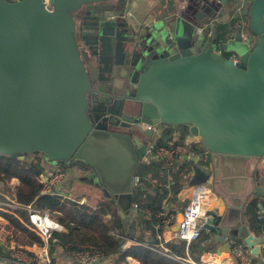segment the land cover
I'll list each match as a JSON object with an SVG mask.
<instances>
[{"label":"water","instance_id":"95a60500","mask_svg":"<svg viewBox=\"0 0 264 264\" xmlns=\"http://www.w3.org/2000/svg\"><path fill=\"white\" fill-rule=\"evenodd\" d=\"M238 1L0 0V155H40L88 173L82 180L116 201L132 233L154 128L188 127L211 163L264 158V25L250 16L246 43L240 25L219 42L218 22ZM190 165L178 203L218 174L214 163ZM254 192L263 203L264 187ZM238 200H224L206 225L217 256L230 253L233 237L254 255L264 244L240 220Z\"/></svg>","mask_w":264,"mask_h":264},{"label":"trees","instance_id":"16d2710c","mask_svg":"<svg viewBox=\"0 0 264 264\" xmlns=\"http://www.w3.org/2000/svg\"><path fill=\"white\" fill-rule=\"evenodd\" d=\"M240 4V0L237 5ZM241 24V17L234 18L229 24H220L218 26L219 42H224L227 32ZM245 32L252 35L248 27ZM227 57L232 53H226ZM173 128H180L179 136L172 135ZM188 127L161 125L158 131L154 133L152 141L158 146L175 148L182 143L188 134ZM195 153L201 154V164L208 162L206 149L203 143L200 147L194 148ZM163 160V159H161ZM151 160L140 170L141 182L154 193L139 191L136 204H138L136 224L137 229L132 233V229L124 228L121 216L117 209V203L114 199H106L97 207L93 208L87 204L81 203L78 199L62 195L60 193L44 194V184L42 176L45 174L43 158L40 155H27L24 158L20 156L0 155V184L8 185L13 179L20 181L16 187L14 198L23 205H33L35 208L48 212L57 219L65 228V232H55L50 242V249L62 248L71 255H77L82 252L100 251L106 258L119 257L126 259L128 256L138 259L142 264H182L172 260L150 248L141 245L142 239L139 232L146 227H151L158 232H162L165 227L166 216H159L164 209L166 199L175 198L176 195L191 181L192 168L189 164H178L175 168L167 170L164 161ZM65 168V167H63ZM171 172V184L169 188L161 184H152L150 181L155 177H167ZM171 196V198H168ZM258 203L252 200L247 207V212L252 214L253 209L257 210ZM151 214L146 215L144 212ZM21 218L28 223V214L25 211H18ZM3 217L9 222L8 227L16 229L23 235V239L28 240V245H43L44 241L36 233L31 231L26 224L12 214L3 213ZM252 224H256L258 229L264 230V216H252ZM2 226H0V230ZM136 227V225H135ZM193 243L192 245L202 239ZM131 238L135 243L129 248H124L125 238ZM58 241V244L55 243ZM169 251L173 256L186 257V243L181 240H175L168 245ZM12 251L6 250V246L0 240V256L11 258ZM255 260L261 262V259L255 257Z\"/></svg>","mask_w":264,"mask_h":264},{"label":"crops","instance_id":"0c3cea01","mask_svg":"<svg viewBox=\"0 0 264 264\" xmlns=\"http://www.w3.org/2000/svg\"><path fill=\"white\" fill-rule=\"evenodd\" d=\"M246 1L248 3V0ZM81 20L82 17L79 16L78 17V21H80L79 23H81ZM232 20L233 19L231 18V13H229L228 11L227 14L218 22L219 23L218 26L220 24H229L232 22ZM94 23L95 22H91L90 19L88 21V27L85 29L86 34L93 42L95 41H94V36L92 34L95 33L94 32L95 29H91V26H93ZM81 24H80V29L82 30ZM81 30L79 33H81ZM179 130L180 128H173L172 135L174 136V138L175 136L177 137L179 136V132H178ZM191 138L194 139V136L191 135L190 131L188 130V134L183 139V141L189 140ZM201 144L202 141L200 138L194 139V142L192 143V146L190 148L191 153H194L196 156H200L201 154L195 153L193 149L200 147ZM44 161H43V166L45 168V174L42 176V182H44L47 177L51 176L49 173L46 172L45 163L47 166H51L52 164H49L48 162L46 161L44 162ZM150 161L151 160H147L145 164H148ZM161 161H164V165L167 168V170H171L175 168L178 164L187 163L190 165L191 162L199 164L205 170H211L213 169V163L217 164L215 170L218 169V174L216 176L213 174L210 181H208V183L211 184L214 193L211 197V201L209 202V215L217 216L218 214L224 213L225 211L224 200H226L228 197L238 198L239 200L237 204L242 208V215H241L242 218H240V220H242L245 223L249 232L253 234L255 237L264 236V230L261 231L258 229L256 224L254 223L252 224L253 215L254 216L258 215V217L264 216V202L261 203L260 197L257 196V194H255L254 192L257 186L264 187V158L249 159V160L244 158H228V160H213V163L208 161L206 163L201 164V159L198 161L196 160L185 161L180 156H176L170 163L167 162V160H161ZM143 166L141 167V169L143 168ZM52 167L56 168V170L62 169V166L60 165H55V166L52 165ZM191 172H192V176H194L195 171L193 168ZM70 177H72L71 173H70ZM138 179H139L138 184H141L143 186V189H145L143 192L147 191L150 192L151 194L154 193L152 190L147 188L144 185V183L141 182V176L139 174H138ZM171 179H172L171 172H168L166 178H164L163 176H159V177H155L154 180H151L150 182L154 185L161 184L166 188H169L171 184ZM19 183L20 181L18 179H13L11 182L8 183V185L5 186L9 189L11 198H14L15 190L16 187L19 185ZM189 183L190 182H188L184 186V188L178 193V195H176L175 198H171V196H169L168 198L171 199L165 200L164 203L165 211H162L159 214V216H166L165 227L162 230V232H158L157 228H155V230L151 227L144 228L139 232V236L142 239V242L139 244L144 245L150 248L151 250L153 249V251L160 253L166 257H169L172 260L182 264H236V262L231 258L230 253L225 254L224 256H217V250L221 248V244L211 243V240H213L215 237V233L209 230L205 232L204 236L200 241L192 245V247H194L193 251L191 250L190 245L189 246L186 245L185 247L186 257H178V256L175 257L169 251L168 245L173 241L177 240L175 238V232L178 230L180 223V216L183 217V212L185 210L190 195L188 194L187 198L183 200L181 203H178L177 200L179 198V195L188 189ZM92 187L95 188L96 190H101L91 185V190L85 191L84 193L81 194V203L87 204L88 206L95 208L99 205L98 202H94L93 200L91 201L90 204L88 200V198L90 197L89 196L90 193H91V199H94ZM56 190L58 193L62 195L71 197V195H69L66 192V189L64 188L61 190H58V188H56ZM1 193L4 196L9 197V195L4 194L3 192ZM104 196L106 195L104 194ZM106 199L109 198H105L103 201H105ZM253 199L257 201L258 208L257 210L253 209L251 214L247 212V207ZM117 209L121 216V220L124 228L127 230L129 229L131 230L132 223L129 221V218L127 216L125 217L123 216V214L120 212L119 206H117ZM136 210L138 213L139 210L138 209ZM3 213L5 212L0 211V226H2L1 228H3V226L9 223L3 217ZM144 213L146 215L151 214L149 211H145ZM16 217L19 218V220H21L24 224H26L25 221L21 218L19 213ZM135 225H136L135 229H137V224ZM159 235L161 236V238H159ZM234 238L238 239L239 241L245 242V240L241 237H234ZM55 243L58 244L57 240H55ZM134 243L135 241H133V239L127 237L125 238L124 248L127 249ZM30 249H31L30 252L31 256L30 255L29 256L34 260V264H56L55 262L59 259V255H58L59 253H63L64 255V258H61L62 263L60 264H77L76 255L75 254L71 255L65 252L60 247L51 250L50 245L47 248L46 245L43 243V245L40 246L35 244ZM255 257L261 259V262L255 260ZM251 259H252L251 260L252 263L264 264V244L259 246V253L257 255H254L252 253ZM105 263L106 264H142L138 259L133 258L131 256H128L126 259H120L119 257L107 258Z\"/></svg>","mask_w":264,"mask_h":264},{"label":"built area","instance_id":"2783aa9c","mask_svg":"<svg viewBox=\"0 0 264 264\" xmlns=\"http://www.w3.org/2000/svg\"><path fill=\"white\" fill-rule=\"evenodd\" d=\"M45 4L48 6L50 0H45ZM243 36L244 38L247 37L245 33ZM229 58L235 62L238 61V57L234 54ZM154 130L157 132L158 128H154ZM196 138L197 137H194V139ZM194 139L185 140L175 148L158 146L155 142H152L151 157L148 160L163 159L170 163L176 156H180L185 161H198L201 159V156H196L190 151ZM58 171L59 172L56 174L47 177L43 182L44 194L57 193L56 188L58 184L65 178V173L62 172V170ZM138 183L139 179L137 177L136 184ZM213 194L212 186L208 182L191 187L190 196L183 212L182 220L179 223L178 230L175 232V238L177 240H181L189 246L191 243L199 240L204 232L208 231L206 225L210 218L209 202ZM135 208L138 209V204H135ZM0 211L14 216L18 215V211L27 212L28 223H26V226L44 241L47 248L55 232L61 233L66 231V228L48 212L37 209L33 205H23L15 198L6 197L1 192ZM159 238H161L160 235ZM230 241V256L236 264H258L251 262L252 250L244 241H239L234 237L231 238ZM106 259L107 258L100 251H87L76 255L77 264H106ZM0 264H34V260L24 252H17L13 254L10 259L0 256Z\"/></svg>","mask_w":264,"mask_h":264},{"label":"rangeland","instance_id":"374dc122","mask_svg":"<svg viewBox=\"0 0 264 264\" xmlns=\"http://www.w3.org/2000/svg\"><path fill=\"white\" fill-rule=\"evenodd\" d=\"M247 6L248 8H246ZM251 6L253 7V10L251 12V15L247 16L246 12L249 11ZM236 7L237 8L239 7V8L236 9ZM234 11H235L234 13L240 15L241 17H245V20H244L246 23L245 25H249L250 16L253 19L261 20L264 25V0H248V3L246 0H240V4L235 6ZM244 33L239 32L237 36L243 43H246L247 39L244 38L243 36ZM245 35H247V33H245ZM233 52L234 51L230 49L229 53L235 54ZM42 158L44 161L45 160L44 157ZM218 159L228 160V157H223V158L220 157ZM52 165L55 166L54 164ZM52 165L47 166L45 163L46 172L49 173L50 175H54L57 172H59L58 170H56V168L52 167ZM63 167L65 166H62L61 170L62 172L65 173V178L61 181L60 184H58L57 186L58 190H61L64 188L66 189V192L69 195H71L73 199H78L81 201V194L84 193L85 191L91 190V185L88 182H85L84 180H82L83 177L88 176V173L82 172L78 170L77 168H70V167L63 168ZM70 173L72 174V177H70ZM72 183H75V184H72ZM107 186L111 187L113 186V184L110 182H107ZM0 192H3L4 194L9 195V197L11 196L9 189L5 186L0 185ZM93 194H94V199H91V193L89 195L90 197L88 198L90 204H91V201L93 200L94 202H98V204H100L105 198H107L106 196H104L102 190H96L95 188H93ZM181 220H182V217H180V221ZM0 238H1V242L6 246V250L13 252L12 255L17 252H24L27 255H30V252H31L30 248L34 246V245L29 246L27 243L28 240L23 239V235L20 232H17L16 229H13L12 227H8V224L3 226V228L0 230ZM58 255H59V259L57 258L58 257L57 256L56 258L58 260L56 259L57 260L55 262L56 264L62 263L61 258H64L63 253H59Z\"/></svg>","mask_w":264,"mask_h":264},{"label":"flooded vegetation","instance_id":"af4514ba","mask_svg":"<svg viewBox=\"0 0 264 264\" xmlns=\"http://www.w3.org/2000/svg\"><path fill=\"white\" fill-rule=\"evenodd\" d=\"M230 1H231V0H229V3H228V4H230ZM238 8H239V7H238ZM238 8L236 7V9H238ZM246 8H248V6H247ZM234 10H235V9H233V10L231 9V11L229 12V13H231V18H232V19H234V18L236 19L238 16L241 17L240 15L234 13V12H235ZM228 11H229V10H228ZM226 14H227V12H226ZM246 15L249 16V11L246 12ZM244 20H245V17H241V24H240V26L243 27V28H244V27L246 28L247 25H245L246 23H245ZM64 166L67 167V166H69V165H64Z\"/></svg>","mask_w":264,"mask_h":264}]
</instances>
